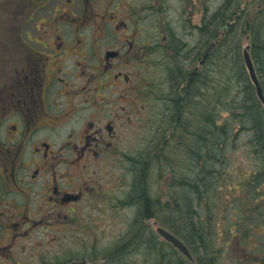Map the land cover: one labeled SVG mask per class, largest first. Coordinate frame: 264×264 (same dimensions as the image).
<instances>
[{
    "label": "flooded vegetation",
    "instance_id": "flooded-vegetation-1",
    "mask_svg": "<svg viewBox=\"0 0 264 264\" xmlns=\"http://www.w3.org/2000/svg\"><path fill=\"white\" fill-rule=\"evenodd\" d=\"M26 1L27 16L16 18L9 41L13 74L8 80L3 81L0 60V264H100V215L115 219L112 212L119 206L135 207L140 217L133 195L138 177L146 179V169L128 180L130 189L118 203L114 197L120 192H104L101 180L114 172V156L133 126L144 122L155 96L180 109L200 75L185 65L188 46L176 36L170 50L174 59L177 46L182 51V88L171 89L170 79L154 87L148 78L165 24L160 20L157 31L149 28L150 5L164 10L167 0ZM180 2L186 6L192 1ZM222 6L221 42L232 26L227 6ZM252 7L263 8L264 0H245L232 22L243 27ZM211 19L212 13L206 14L197 31L191 25L200 41L212 32ZM253 20L251 54L263 83L264 12ZM209 44L207 59L213 49ZM157 114L154 119L160 122L163 109ZM127 166L129 172L132 165ZM102 195L112 200L104 201ZM129 230L131 238L132 224ZM128 243L121 245L128 249Z\"/></svg>",
    "mask_w": 264,
    "mask_h": 264
},
{
    "label": "trees",
    "instance_id": "trees-1",
    "mask_svg": "<svg viewBox=\"0 0 264 264\" xmlns=\"http://www.w3.org/2000/svg\"><path fill=\"white\" fill-rule=\"evenodd\" d=\"M224 6L232 19L238 7L235 0H226ZM222 10L223 6L212 12L211 19L212 56L218 66L214 80L222 87L211 86V95L206 93L209 102L199 96L208 86L206 75L196 78V95L201 100L195 110L200 116L196 121L192 116V123L187 121L189 127L196 124V133H189L185 141L191 149L185 159L191 160L193 173L184 172L180 178L173 170L174 160L180 162L182 154L166 160L161 154L156 158L148 154L143 159L149 170L153 165L161 168L167 179L153 197L146 180L138 177L133 196L142 210L133 223L134 230L138 229L133 236L143 237L147 232L148 239L125 252L132 260L142 258L140 264L149 260L152 264H191L174 246L155 237L149 221L171 229L199 264H264V108L242 57L243 27L235 22L227 40L221 42ZM241 78L243 82H238ZM242 134H247L248 165L238 164L237 144ZM189 185L193 197L185 194ZM145 222L149 223L147 231Z\"/></svg>",
    "mask_w": 264,
    "mask_h": 264
},
{
    "label": "rangeland",
    "instance_id": "rangeland-1",
    "mask_svg": "<svg viewBox=\"0 0 264 264\" xmlns=\"http://www.w3.org/2000/svg\"><path fill=\"white\" fill-rule=\"evenodd\" d=\"M25 1L26 0L21 2V5L18 0H0V60L3 67V69L1 70L3 71V81L5 79L8 80L10 77H12L13 74V69L10 68L12 57L11 51L9 49V41H11L10 39L13 37L15 32L14 21L16 20V18L19 16L20 18L17 19L22 20L27 16L28 7H26L25 3L27 1ZM180 1L181 0H167V5L164 10H153L152 5H150L148 17L149 28L151 27L152 30L157 31L155 22H159L160 20H164L165 24L163 27V38L160 34L159 40L158 42H156L159 43L162 48H160L155 53L153 62L150 60L152 66L147 67L149 68L148 78L152 82L154 87H159L161 83H164L166 80H168V78H166V74L177 61L176 59L172 58V53L175 51L170 50V48L176 46L177 38H182L188 46L187 53L189 52V55H187L188 61L186 60L185 65L187 66V68L190 67L189 70L192 72V75H196L195 73H199V77H204L206 75L208 85L212 86L211 84L213 81H215L214 79L216 78V71L218 67L217 61L214 62V57L212 56L214 50H210V58L207 59L205 57L207 54L205 53L204 48H201L199 44L200 37L197 38L195 30L197 31L199 29L198 27H202L203 19L206 14L211 15L212 12H216V10H218L226 0H183V2L192 1L189 5L186 6H184ZM244 2L245 0H235V5L239 6ZM151 3L154 2H150V4ZM233 8L234 6L231 8V10ZM222 12H225V10H222ZM263 12L264 7L259 10H257L256 7L248 9V11L245 13L244 18L245 26L243 25V36L245 34L246 36L251 34L253 35L254 28L256 27V22H254L253 16H256L258 18V15ZM233 18H228L230 20L228 27L232 24V26L229 28V32L232 31L235 27L234 23L232 22ZM191 25L194 26L195 30ZM243 39H241V45L244 49L247 47V43H249V40L245 38ZM209 45H215V43L212 42ZM200 58L202 59L201 63L197 62L200 60ZM180 60L183 61L182 58H180ZM191 62H193L196 66L191 65ZM204 62L205 65L201 66V64H204ZM133 71H135L134 68ZM163 100V98H158L157 96H155L154 102L151 103L149 109L145 113H143L144 122H138L137 128L133 126L131 137L127 141H125L122 146L120 145L121 152L114 156V172H111L106 177L105 181L101 180V184L104 186V192H107L111 195H113V190H117L120 192V194L117 192L114 197L115 203H118L117 199H123L125 193L129 191L130 184L128 183V180L131 182L135 179V172L137 169L132 168L128 172L125 171L124 168V166L128 167L127 165L135 164V160L146 159L148 154H154V158L157 156L156 154H161V157H164L165 160L170 158L175 159L182 154L180 162L179 160H174V162L178 166L176 164L173 165V170L180 176V178L184 177V168L191 163V160L189 158L185 159V151L188 149L189 144L188 143L185 145V141L189 133H196V124H192V126L189 127V125H187V121L191 122L189 117H184L183 120H181V118H177L172 122L170 119L172 114L171 108L166 102H162ZM159 102L160 105L156 104ZM162 109L164 112V118H162L160 122H157L154 118L158 116L157 113H161ZM154 112L157 113L155 114ZM193 115L195 121L197 120V117L200 116L197 112ZM154 128L155 130H152ZM238 129L239 127L236 128V130ZM163 134H168L167 136H170V138L165 137ZM163 145L164 150L162 147ZM237 147L239 148L237 156L240 159V163L238 164L248 165L249 163H247L248 161L246 160L247 156L249 155V150L247 147V134H242ZM153 166H151L150 170L148 169V167L146 168L147 177L145 179V184L147 186L149 185L153 197H156L158 189L163 188L164 182L166 181L167 177H164L161 168H153ZM111 174L113 175L111 176ZM125 184H127V186H125ZM122 189L123 193H121ZM101 198H104V201L112 200L107 195H102ZM118 208L119 206L115 207V211L118 210L117 212H112L116 213L115 219L108 220L107 216H109V213H107V216H104V214L102 213L99 218L101 239L98 258L100 259V264H106V262L103 261H114L112 264H119L118 260H132V256L130 257L127 253L126 257L114 260L118 256H120L119 254H121L122 251H118L116 255L111 256L113 253H115L117 245L124 244L130 240V224H132L134 220L137 221L139 219V213L137 214V210L135 207H133V209H124L123 207H120V209ZM112 210L108 211L111 212ZM149 223L152 222L149 221ZM150 225V231L155 235L157 239H159V241H163L160 235L156 232L155 227L152 224ZM138 226L139 225H137V227ZM161 226L163 225L161 224ZM137 231L138 229L136 228L133 233L135 234ZM134 237L135 235L132 236V242L131 244H129L128 249L132 248L133 246H137L139 248L140 243H145L143 239H148V236L145 234L143 237L136 236L135 239ZM123 250L126 251L127 249ZM41 253V250H37L38 255H40ZM86 256H88V258L90 259L92 258L91 253L86 254ZM133 261H137L138 264H140L144 260L142 258H137V260ZM148 262V264H152L151 260H149Z\"/></svg>",
    "mask_w": 264,
    "mask_h": 264
},
{
    "label": "bare ground",
    "instance_id": "bare-ground-1",
    "mask_svg": "<svg viewBox=\"0 0 264 264\" xmlns=\"http://www.w3.org/2000/svg\"><path fill=\"white\" fill-rule=\"evenodd\" d=\"M246 12H247V10H246ZM245 12V13H246ZM212 32L210 33V34H206L204 37H203V40L202 41H199V44H200V46H201V48H206L205 46L207 45L208 46V42H213L214 40H212ZM198 46V45H197ZM190 51H191V49H190ZM181 53H182V51H181V48L179 47V46H177V61L175 62V64L170 68V70L167 72V77L166 78H168V79H170V80H172L171 81V84H170V87H171V89H173V90H176V91H178V90H180L181 88H182V80H179V78H181L182 76H183V73H184V67H183V63L181 62V60H180V57H181ZM182 74V75H181ZM238 80V82L239 81H242V78L241 79H237ZM174 81V82H173ZM243 82V81H242ZM241 82V83H242ZM217 84V89H219V88H221L222 86L219 84V83H217L216 81H213L212 82V87H214L215 85ZM263 87H264V81H263ZM240 85L239 84H237L236 85V87H239ZM262 87V94H263V98H264V88ZM204 91H201V92H199V96L202 98V97H205V99L206 100H209V102H210V98L208 97V96H210L211 95V93H212V91H211V86L210 85H208L207 86V88H205V89H203ZM196 93H198V86H197V84L195 83L194 84V87H193V92H192V95H191V98L190 99H187L186 101H184V100H182L181 101V105H180V109H177V108H175V109H172L171 108V111H172V114H171V117H170V119H171V121L173 122L174 120H176L177 118H181V120H183L184 119V117H189L190 119H191V117L192 116H194L193 114L194 113H196V110H195V107L197 106V103L201 100L200 98H199V96L198 95H196ZM206 93H207V95H206ZM190 153H191V149H187L186 151H185V155H186V157H189V155H190ZM156 158V157H155ZM159 159V158H158ZM159 161V160H158ZM134 162H136L135 164H132V167H131V169L132 168H135V169H137L136 170V172L135 173H137L138 171H140L141 170V172H143L146 168H147V165L145 164V162H144V160H142V159H137V160H135ZM133 162V163H134ZM170 162H171V160H170ZM184 172H186V173H189V174H191V173H193V169H191V166H190V164L189 165H187L185 168H184ZM141 175V174H140ZM184 175H186L185 173H184ZM189 187H190V189H187L186 188V190H185V194L186 195H188L189 196V194H190V196H194V194H192V193H190V190H191V186L189 185ZM192 191V190H191ZM146 195H147V190H146ZM152 195V194H151ZM153 196V195H152ZM138 199V198H137ZM139 205H140V211L142 210V204L139 202ZM168 229V228H167ZM170 232H172L173 233V231L171 230V229H168ZM175 234V233H174ZM123 249H125L124 248V246H122V245H117L116 246V249H115V253H113L111 256H113V255H116V253L118 252V251H122L121 252V254H119L120 256H118L116 259H114V260H118L119 258L121 259V258H123V257H126V252H125V250H123ZM133 260H131V261H127V260H118V263L119 264H133ZM157 264V263H156Z\"/></svg>",
    "mask_w": 264,
    "mask_h": 264
},
{
    "label": "water",
    "instance_id": "water-1",
    "mask_svg": "<svg viewBox=\"0 0 264 264\" xmlns=\"http://www.w3.org/2000/svg\"><path fill=\"white\" fill-rule=\"evenodd\" d=\"M246 62H247V65L249 67V70H250V73H251V77H252L254 83L257 86L258 93H259L260 97L264 101L263 94H262V88H261L260 83L258 81V78H257V76L255 74L254 67H253L252 61H251L250 56H249L248 53L246 54ZM157 231L164 239H166L167 241L172 243L177 249H179L190 260H193L192 254L190 253V250L188 249V247L178 237H176L174 234H172L171 232H169L168 230H166V229H164L162 227H159L157 229Z\"/></svg>",
    "mask_w": 264,
    "mask_h": 264
}]
</instances>
